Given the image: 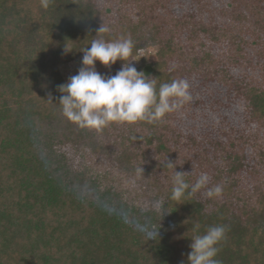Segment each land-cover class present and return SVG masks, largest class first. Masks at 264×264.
<instances>
[{
  "label": "trees",
  "instance_id": "trees-1",
  "mask_svg": "<svg viewBox=\"0 0 264 264\" xmlns=\"http://www.w3.org/2000/svg\"><path fill=\"white\" fill-rule=\"evenodd\" d=\"M128 35L136 59L159 48L137 70L187 79L192 102L163 123L81 129L58 104L62 69ZM166 160L222 195L157 212ZM194 223L228 226L221 264H264V0H0V264H188Z\"/></svg>",
  "mask_w": 264,
  "mask_h": 264
},
{
  "label": "clouds",
  "instance_id": "clouds-1",
  "mask_svg": "<svg viewBox=\"0 0 264 264\" xmlns=\"http://www.w3.org/2000/svg\"><path fill=\"white\" fill-rule=\"evenodd\" d=\"M51 0H41V7L48 9ZM99 33L110 31L102 24ZM135 43L130 35L122 36L115 41L93 39L90 47L82 51V66L76 75L69 78L65 84L58 85L59 106L62 115L81 129L103 131L112 124H149L163 123L168 115L180 110L192 102L191 85L187 79H172L158 85L156 78H149L143 71H138L131 63ZM71 51L67 45L65 52ZM145 57V56H142ZM124 64L115 75H102L96 70V62L111 67L116 62ZM51 102V97H49ZM54 104V103H53ZM167 161V163H165ZM164 166L173 169L171 176V195L168 200L157 199L152 207L160 213L165 211L169 201L180 202L186 197L194 196L201 189H207L209 198H218L223 193V185L208 187L210 177L201 173L195 183H189L190 173L177 171V162L166 160ZM143 174L144 169H137ZM200 224L194 223L190 231L196 233L191 237V251L188 253V264H221L217 258L222 242L227 238L228 226L211 225L201 234ZM159 226H152L153 233ZM141 231L145 229L140 228Z\"/></svg>",
  "mask_w": 264,
  "mask_h": 264
},
{
  "label": "rangeland",
  "instance_id": "rangeland-1",
  "mask_svg": "<svg viewBox=\"0 0 264 264\" xmlns=\"http://www.w3.org/2000/svg\"><path fill=\"white\" fill-rule=\"evenodd\" d=\"M158 51H159V48H149L148 50L141 53V55H140L141 58L140 59L138 58L139 59L138 61L133 60V61H131V63L135 67H137L142 63V60L152 61L156 57ZM142 56H145V57H142ZM122 65L123 64H120L117 61L116 64L112 65L109 68V67L102 65L101 62H99V65H96V70L98 72H100L101 74H110V73H113V72L120 70ZM81 66L82 65H80V64H73V65L64 66L62 69L63 74L65 75V77H67L69 79L71 76L76 75L78 73V70L80 69ZM123 184H125V183H123ZM121 187H123V185H121Z\"/></svg>",
  "mask_w": 264,
  "mask_h": 264
}]
</instances>
